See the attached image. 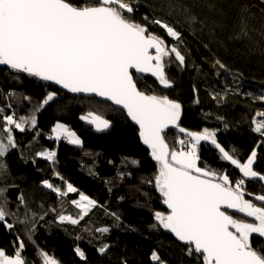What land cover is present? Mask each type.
Here are the masks:
<instances>
[{"label":"trees","instance_id":"trees-1","mask_svg":"<svg viewBox=\"0 0 264 264\" xmlns=\"http://www.w3.org/2000/svg\"><path fill=\"white\" fill-rule=\"evenodd\" d=\"M134 8L137 23L148 24L185 57L183 65L171 57L165 69L169 88L150 76L134 75L141 91L167 95L181 105L178 128L164 133L169 149H180L179 140L189 138L180 127L193 132L207 128L241 162L255 151L253 168L264 174V136L254 131L253 123L264 121L256 115L264 112V0H137ZM145 16L168 22L180 40L167 37ZM50 92L56 93L54 99L38 107ZM89 111L102 114L110 126L97 131L81 120ZM9 115L16 122L24 118L25 131L8 125ZM57 123L75 132L81 143L55 140L52 129ZM5 128L12 129L16 147L9 146L0 157L7 168L0 174V202L6 200L7 211L15 215L6 217L13 228L0 223V249L12 254L23 241L25 264H44L43 254L57 264H157L151 260L153 251L165 264H197L186 254L187 245L162 227H153L155 213L168 211L154 186L159 165L124 111L0 66V132L8 136ZM45 150L56 153L52 161L39 156ZM197 153L202 168L229 174L232 180L242 175L210 142L199 145ZM44 181L62 191L71 184L76 191L57 195ZM262 183L246 180L247 190L264 194ZM81 193L96 202L82 219L81 208L73 203ZM60 215L79 223L61 222ZM103 228L108 231H97ZM251 242L264 248L263 237L252 235Z\"/></svg>","mask_w":264,"mask_h":264},{"label":"snow or ice","instance_id":"snow-or-ice-1","mask_svg":"<svg viewBox=\"0 0 264 264\" xmlns=\"http://www.w3.org/2000/svg\"><path fill=\"white\" fill-rule=\"evenodd\" d=\"M137 0H0V66L16 73H27L44 81L60 85L70 93H85L100 97L126 111V116L138 125L142 142L151 149V156L159 165L154 186L167 206V213L156 212L157 224L174 234L187 245L186 254L197 264H264V248L253 247L251 237H264V194L249 192L246 180L264 182V174L254 170L256 152L252 151L246 162H241L225 150L216 140L214 131H187L180 127L189 140H179L186 145L181 150H170L165 140V129L178 127L181 105L167 95L148 94L140 90L134 74H150L161 86L169 88L172 82L166 67L174 55L179 65L185 57L178 46H168L164 37L149 30L148 24L137 23L132 14ZM144 20L164 30L167 37L180 40L181 34L163 19ZM221 69L226 66L216 61ZM134 70V73L133 71ZM56 93L50 92L38 107L47 105ZM260 99L264 100V97ZM257 116L264 117V112ZM81 120L94 125L97 131L110 126V121L99 112L89 111ZM8 125L25 131L24 118L16 122L5 117ZM31 123L35 125L33 117ZM254 131L264 136V121H256ZM7 144L0 142V157L9 146L16 147L12 129ZM55 138L67 139L79 145L76 133L57 123L52 129ZM201 141L215 145L225 161L234 165L242 174L235 180L229 174H218L198 166V146ZM46 160H53L56 153H40ZM135 163V162H133ZM7 171L0 161V174ZM151 183V181H149ZM44 186L57 195H67L76 189L67 185L62 191L48 181ZM264 188V183H262ZM251 197V199L246 198ZM3 190H0V198ZM23 203V197H20ZM87 202L83 204V202ZM81 208L80 219L88 214L96 202L83 193L73 201ZM231 210V212L229 211ZM240 213L245 218H236ZM15 215L7 211L6 200L0 202V223L13 228L6 217ZM61 222L79 223V219L60 215ZM23 223V221H18ZM107 232V228L97 229ZM30 238V237H29ZM21 241L14 253L0 249V264H25L21 255ZM107 245L100 249L103 253ZM81 259L84 253L77 248ZM44 264L57 261L43 254ZM151 260L165 264L157 252Z\"/></svg>","mask_w":264,"mask_h":264},{"label":"water","instance_id":"water-1","mask_svg":"<svg viewBox=\"0 0 264 264\" xmlns=\"http://www.w3.org/2000/svg\"><path fill=\"white\" fill-rule=\"evenodd\" d=\"M131 71H133V73H134V70H131ZM135 75V74H134ZM136 75H140V76H143V77H146V76H150L151 78H153V79H155L156 80V78L155 77H152L150 74H136ZM37 78H39V77H37ZM40 79V78H39ZM44 81V80H43ZM45 82H47L48 84H52V85H56L55 83H53V82H51V81H45ZM59 89H61V90H63V91H65V92H68L66 89H63L60 85H56ZM68 93H70V92H68ZM70 94H74V95H77V96H79V97H86V98H93V97H95L94 95H89V94H85V93H79V94H75V93H70ZM97 98H99L100 100H102L103 102H104V100L102 99V98H100V97H97ZM105 102H107V103H109V104H111V102H108V101H105ZM112 105V104H111ZM114 108L116 107V108H118V109H120L119 108V106H116V105H112ZM120 110H122V109H120ZM122 111H124L125 113H126V111L125 110H122ZM181 116V115H180ZM180 120V119H179ZM178 123V126H179V121L177 122ZM178 127H175V128H173L172 126H169V128L168 129H165V132L166 131H168V130H170V129H177ZM165 208L167 209V206L165 205ZM168 210V209H167ZM230 212H231V210H229ZM232 214H235V213H232ZM173 236H174V234H173ZM175 237V236H174ZM183 243V242H182Z\"/></svg>","mask_w":264,"mask_h":264},{"label":"rangeland","instance_id":"rangeland-1","mask_svg":"<svg viewBox=\"0 0 264 264\" xmlns=\"http://www.w3.org/2000/svg\"><path fill=\"white\" fill-rule=\"evenodd\" d=\"M205 129H207V128H205ZM105 130V129H104ZM209 131H211L210 129H208ZM203 132V131H202ZM52 137L55 139V140H57L56 138H55V134L53 133V135H52ZM62 139H66V138H64V137H61L59 140H62ZM0 142H3V143H5V144H7V136H5L4 134H3V132H0ZM205 141H201V144H203ZM200 144V145H201ZM198 148H199V146H198ZM173 150H177V151H179V150H181V149H177V148H173ZM198 150V149H197ZM47 152H54L53 150L51 151V150H45V151H41L40 153H47ZM197 155H198V153H197ZM39 156L40 157H43V156H41L40 154H39ZM44 158V157H43ZM45 159V158H44ZM50 161H52V160H50ZM197 164H198V166H200L201 167V165L199 164V160L197 161ZM79 200V199H78ZM87 202L85 201V202H83V204H86ZM243 218V217H242ZM245 218V217H244ZM253 235H257V234H253ZM264 238V237H263Z\"/></svg>","mask_w":264,"mask_h":264},{"label":"built area","instance_id":"built-area-1","mask_svg":"<svg viewBox=\"0 0 264 264\" xmlns=\"http://www.w3.org/2000/svg\"><path fill=\"white\" fill-rule=\"evenodd\" d=\"M183 140H185V141L187 142V141L189 140V138H187V139H183ZM180 147H181V149H182V148L186 147V145H181Z\"/></svg>","mask_w":264,"mask_h":264},{"label":"flooded vegetation","instance_id":"flooded-vegetation-1","mask_svg":"<svg viewBox=\"0 0 264 264\" xmlns=\"http://www.w3.org/2000/svg\"><path fill=\"white\" fill-rule=\"evenodd\" d=\"M235 214H238V215H239V213H235ZM235 214H234V215H235ZM235 217H236V216H235ZM236 218H238V217H236Z\"/></svg>","mask_w":264,"mask_h":264},{"label":"clouds","instance_id":"clouds-1","mask_svg":"<svg viewBox=\"0 0 264 264\" xmlns=\"http://www.w3.org/2000/svg\"><path fill=\"white\" fill-rule=\"evenodd\" d=\"M185 139H187V138H185ZM181 146V145H180ZM180 149H181V147H180Z\"/></svg>","mask_w":264,"mask_h":264}]
</instances>
